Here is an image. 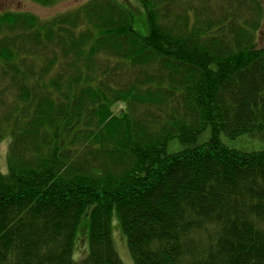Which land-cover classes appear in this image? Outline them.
Segmentation results:
<instances>
[{
  "label": "trees",
  "instance_id": "obj_1",
  "mask_svg": "<svg viewBox=\"0 0 264 264\" xmlns=\"http://www.w3.org/2000/svg\"><path fill=\"white\" fill-rule=\"evenodd\" d=\"M136 1L0 11V264H264V4Z\"/></svg>",
  "mask_w": 264,
  "mask_h": 264
},
{
  "label": "rangeland",
  "instance_id": "obj_2",
  "mask_svg": "<svg viewBox=\"0 0 264 264\" xmlns=\"http://www.w3.org/2000/svg\"><path fill=\"white\" fill-rule=\"evenodd\" d=\"M86 1L88 0H57L52 5L42 6L28 0H0V11L24 12L31 14L39 18L40 20H47L58 14L75 10ZM120 1L126 5H130L133 11L139 17H142V13L138 11L139 9L141 10V8L138 6V2L136 0ZM261 1L264 4V0ZM255 40L256 46H264V18L261 22L260 28L256 33ZM123 108L124 105L118 104L113 108V113L115 115H118L120 114L121 110H123ZM208 137L209 132L206 131L199 139V142L201 143L207 141ZM222 140L229 148L240 150L243 152L264 151V136L253 137L249 135H244L233 140H229L226 137L222 136ZM7 144L8 140L0 142V169L2 172L6 171ZM181 149L182 146L177 141L170 142L168 147L169 152H177ZM117 224V219L116 217H114L111 223L114 247L123 264H133L125 237L120 232L119 228L117 227ZM82 236L83 235L79 234L76 240V254L74 256L76 260L81 258L82 255H84L85 239Z\"/></svg>",
  "mask_w": 264,
  "mask_h": 264
}]
</instances>
